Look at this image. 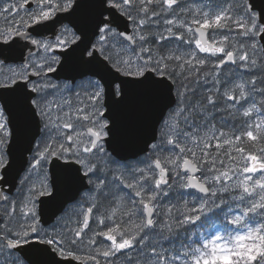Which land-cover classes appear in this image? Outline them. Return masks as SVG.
<instances>
[{"label":"snow or ice","instance_id":"snow-or-ice-1","mask_svg":"<svg viewBox=\"0 0 264 264\" xmlns=\"http://www.w3.org/2000/svg\"><path fill=\"white\" fill-rule=\"evenodd\" d=\"M72 261L264 264V2L0 0V264Z\"/></svg>","mask_w":264,"mask_h":264},{"label":"water","instance_id":"water-1","mask_svg":"<svg viewBox=\"0 0 264 264\" xmlns=\"http://www.w3.org/2000/svg\"><path fill=\"white\" fill-rule=\"evenodd\" d=\"M254 2L259 3V2H264V0H254ZM70 264H76V262L75 261H72V262H70Z\"/></svg>","mask_w":264,"mask_h":264},{"label":"rangeland","instance_id":"rangeland-1","mask_svg":"<svg viewBox=\"0 0 264 264\" xmlns=\"http://www.w3.org/2000/svg\"><path fill=\"white\" fill-rule=\"evenodd\" d=\"M4 73H6L8 70L7 69H3L2 70ZM177 200L179 199L178 197L176 198ZM188 199H190V197L188 198ZM183 205H181V207H182ZM129 227L131 228L132 227V225L131 224H129Z\"/></svg>","mask_w":264,"mask_h":264}]
</instances>
